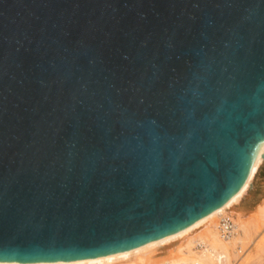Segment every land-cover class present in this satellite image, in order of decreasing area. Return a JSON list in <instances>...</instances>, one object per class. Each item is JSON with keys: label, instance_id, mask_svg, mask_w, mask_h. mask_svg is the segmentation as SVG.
<instances>
[{"label": "water", "instance_id": "obj_1", "mask_svg": "<svg viewBox=\"0 0 264 264\" xmlns=\"http://www.w3.org/2000/svg\"><path fill=\"white\" fill-rule=\"evenodd\" d=\"M263 142L264 0H0V264L189 228Z\"/></svg>", "mask_w": 264, "mask_h": 264}, {"label": "rangeland", "instance_id": "obj_2", "mask_svg": "<svg viewBox=\"0 0 264 264\" xmlns=\"http://www.w3.org/2000/svg\"><path fill=\"white\" fill-rule=\"evenodd\" d=\"M253 179L243 197L232 206L224 219L210 220L186 240L167 245L155 255V261L185 256L190 249L202 257L205 264H264L263 164ZM227 220L231 231L225 232L223 226ZM214 231L218 233L219 244L212 247L208 238ZM202 240L206 241V247Z\"/></svg>", "mask_w": 264, "mask_h": 264}, {"label": "bare ground", "instance_id": "obj_3", "mask_svg": "<svg viewBox=\"0 0 264 264\" xmlns=\"http://www.w3.org/2000/svg\"><path fill=\"white\" fill-rule=\"evenodd\" d=\"M263 153H264V142L259 148L258 153L256 154L255 158L253 159V162H252V165H251V168H250V171L246 178L245 183L237 190V192L231 198H229L225 202V204L221 208L209 214L208 216H206L205 218H203L196 224L190 226L189 228H186L182 231L171 234L164 238L155 240L153 242L144 244L131 252H128V253H125L119 256L99 258V259L82 261V262L64 263V264H205V260H203L202 257L198 256L197 253H194L190 249L188 250V252H185L187 253L185 254V256L161 260V262H156L158 260L155 261V255L158 253V251L162 250L164 247H166L167 245L171 244L174 241L186 240L188 236L193 234L200 227L204 226L208 221L214 220V219H220V220L224 219V216L231 210L232 206L236 204L243 197L247 189L250 187L252 180H254L253 179L254 175H256V171L263 164L260 158V155ZM262 215H264V209L262 210ZM208 234L209 233H207V235ZM212 234L213 235H211L210 238H208V240L209 242H211L210 245L212 247H215L216 245L219 244L218 237H217L218 233L214 231ZM227 235H229V233H227ZM203 243H204V246L206 247L205 240L203 241Z\"/></svg>", "mask_w": 264, "mask_h": 264}, {"label": "built area", "instance_id": "obj_4", "mask_svg": "<svg viewBox=\"0 0 264 264\" xmlns=\"http://www.w3.org/2000/svg\"><path fill=\"white\" fill-rule=\"evenodd\" d=\"M224 231L225 232H228L230 230V222L227 220L225 223H224Z\"/></svg>", "mask_w": 264, "mask_h": 264}]
</instances>
